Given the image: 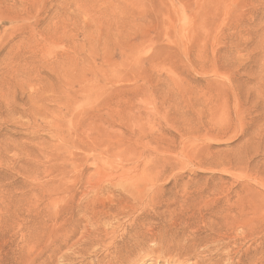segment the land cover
<instances>
[{
	"label": "rangeland",
	"instance_id": "obj_1",
	"mask_svg": "<svg viewBox=\"0 0 264 264\" xmlns=\"http://www.w3.org/2000/svg\"><path fill=\"white\" fill-rule=\"evenodd\" d=\"M142 220L135 264H264V0H0V264Z\"/></svg>",
	"mask_w": 264,
	"mask_h": 264
},
{
	"label": "bare ground",
	"instance_id": "obj_2",
	"mask_svg": "<svg viewBox=\"0 0 264 264\" xmlns=\"http://www.w3.org/2000/svg\"><path fill=\"white\" fill-rule=\"evenodd\" d=\"M145 220L140 221L139 223H137V225L130 226L129 230L127 231L128 234L125 233V234H127L125 237H123L121 235L120 240H116L115 234H114L115 232L113 230L112 231H109V230L107 231V230H105L106 227L104 229H100L99 226H97L96 224H94L92 222L91 226L87 230L79 231V229L77 228V229H73V230H70V231L64 233V235L61 236L60 240H58V241L55 240L53 242V252L55 253V255H57V254L61 253L64 248H66L67 251L63 252L61 254V257H63L64 259H67L68 261L70 260L71 264L73 262L72 260H75L74 256H77L76 258L79 259V262L77 264H135L136 263V259L141 257V256L140 257L138 256V255H140V252L144 251L142 249L145 248V246H147V241L151 240V239H146L145 237L143 239L140 238L141 234H139V232H140L139 228L143 227V225L145 224ZM232 220L233 221L231 223L228 222V221H225V219L222 220V221L220 220L219 222H216V223H214L211 226L210 233H209V239H211V242L213 243L214 249H215V244H217L221 240H223V237L228 234V232H229V230L231 228H234L235 226L243 227L244 222L240 219V217L239 218L233 217ZM237 229H239V228H237ZM130 230H132V231H130ZM77 234H78V237H77ZM243 234H244V232H243ZM243 234H241V235L244 237ZM238 236H240V235H238ZM160 237H161V235H160ZM198 238H200V237H198ZM165 239L167 240V238H165ZM238 239H240V238H238ZM253 239H255V238H253ZM253 239H251V240H253ZM234 240L232 242H234ZM152 241L154 242V240H152ZM159 241H161V240H159ZM196 241L197 240H195V242L192 241L193 243H189V244H185V245L184 244H182V245L180 244L179 245L178 243H180V242H178V243L175 242L174 245H173V242H170V241H169L170 245H167L166 242L165 243L164 242H161V243L159 242L158 245H161L162 247L165 246L164 249L166 251H169V253H173L174 252L175 256H182V258L184 260H188L189 258H194L195 259L194 260L195 264H219L221 262L220 258L212 259L211 257H214V255L211 256L210 259H208L209 261L207 260V262H205L203 259H200L198 256L201 254L202 250H204V249L207 250L208 247H206L204 249L203 248L201 249V247L203 246L202 245V246H200V248H198L199 243H197L198 241L197 242ZM208 241H210V240L207 239L205 241V243H208ZM223 241H221V243ZM253 242H254V240H253ZM224 243H225V246L228 245V242L224 241ZM203 244H204V242H203ZM155 245H153V246H155ZM153 246H151V247H153ZM207 246H209V245H207ZM147 247L150 248V246H147ZM218 247H220V246H218ZM256 247H258V246H256ZM245 248H247V247L245 246ZM199 249H201V250L199 251ZM226 250H227V248H226ZM236 250H238V248ZM141 253H143V252H141ZM208 253H205V254H208ZM146 254H144V255H146ZM234 254H235V252H234ZM144 255H143V257H144ZM220 255H218V256H220ZM239 255H241V254H239ZM218 256H216V257H218ZM182 258H181V260H183ZM257 261H253V262L257 263ZM182 264H183V262H182Z\"/></svg>",
	"mask_w": 264,
	"mask_h": 264
}]
</instances>
